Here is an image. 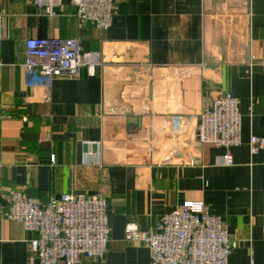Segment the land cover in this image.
Instances as JSON below:
<instances>
[{"label":"crops","instance_id":"crops-1","mask_svg":"<svg viewBox=\"0 0 264 264\" xmlns=\"http://www.w3.org/2000/svg\"><path fill=\"white\" fill-rule=\"evenodd\" d=\"M111 26L77 18L74 0L47 16L33 0H0V264H26L36 237L4 217L13 191L46 203L73 193L108 205L103 259L148 264L129 222L155 228L187 200L222 215L236 247L229 264H264V0H114ZM78 38L102 63L89 74L27 85L30 37ZM240 100L242 136L227 149L201 143V113L225 92ZM49 97V100L46 98ZM227 150L233 165L221 164Z\"/></svg>","mask_w":264,"mask_h":264},{"label":"built area","instance_id":"built-area-1","mask_svg":"<svg viewBox=\"0 0 264 264\" xmlns=\"http://www.w3.org/2000/svg\"><path fill=\"white\" fill-rule=\"evenodd\" d=\"M77 18L91 22L99 30L108 29L115 15L114 0H74ZM39 11L55 15L60 0H33ZM0 13V52L4 27ZM102 63L98 51H84L78 38L59 36L30 37L25 42L24 69L29 87L50 88L54 77L70 74L80 76L81 68L89 74ZM49 100V97L46 98ZM240 100L231 92L218 95L201 113L197 137L201 143L232 149L241 143L242 115ZM252 154L264 149V138L252 135ZM221 164L233 165L230 150L222 155ZM18 221L36 234L29 241L26 264H80L83 257L103 259L110 240L108 205L104 197H85L63 193L46 203L15 190L9 198L4 215ZM127 240L144 242L150 249L148 264H229L236 247L224 217L212 213L203 201L187 200L164 214L157 226L148 230L129 222L125 227Z\"/></svg>","mask_w":264,"mask_h":264}]
</instances>
